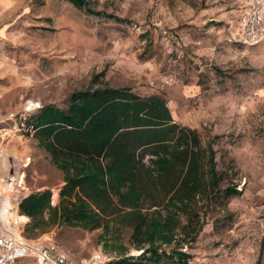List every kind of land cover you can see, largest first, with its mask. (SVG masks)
<instances>
[{
    "label": "rangeland",
    "instance_id": "obj_1",
    "mask_svg": "<svg viewBox=\"0 0 264 264\" xmlns=\"http://www.w3.org/2000/svg\"><path fill=\"white\" fill-rule=\"evenodd\" d=\"M87 4L102 14L66 0H0V177L22 176L9 202L18 211L25 196L49 190L56 205L64 184L25 126L30 115L46 105L66 109L78 91L130 88L164 98L174 122L212 145L221 187L238 191L208 208L195 240L180 249L188 264H264V41L236 36L244 0ZM18 225L76 262L178 264L139 259L126 230L111 240L102 229L64 225L41 233L28 217Z\"/></svg>",
    "mask_w": 264,
    "mask_h": 264
},
{
    "label": "trees",
    "instance_id": "obj_2",
    "mask_svg": "<svg viewBox=\"0 0 264 264\" xmlns=\"http://www.w3.org/2000/svg\"><path fill=\"white\" fill-rule=\"evenodd\" d=\"M66 1L102 14L87 0ZM25 126L63 173L56 205L49 190L19 203L28 228L41 233L64 225L102 229L103 239L117 240L126 230L130 245L142 250L139 259L188 264L180 249L195 240L208 208L238 193L221 187L212 145L203 147L194 129L174 122L160 96L124 87L78 91L66 109L43 106Z\"/></svg>",
    "mask_w": 264,
    "mask_h": 264
},
{
    "label": "built area",
    "instance_id": "obj_3",
    "mask_svg": "<svg viewBox=\"0 0 264 264\" xmlns=\"http://www.w3.org/2000/svg\"><path fill=\"white\" fill-rule=\"evenodd\" d=\"M236 31L243 44L256 45L264 41V0H244ZM0 264H97L76 262L55 242L27 239L17 223L0 217Z\"/></svg>",
    "mask_w": 264,
    "mask_h": 264
},
{
    "label": "bare ground",
    "instance_id": "obj_4",
    "mask_svg": "<svg viewBox=\"0 0 264 264\" xmlns=\"http://www.w3.org/2000/svg\"><path fill=\"white\" fill-rule=\"evenodd\" d=\"M32 106H34V104L30 103L29 107ZM14 137V135H9V140L13 141ZM8 154H10L9 151ZM12 180L14 183H10L7 179L0 177V217H2L5 221L19 224L21 221H26L27 217L18 213L16 202H9V196L7 192L9 190H14L15 183L22 182V176H18V178H12ZM55 200L56 193H54L51 197L52 202Z\"/></svg>",
    "mask_w": 264,
    "mask_h": 264
}]
</instances>
